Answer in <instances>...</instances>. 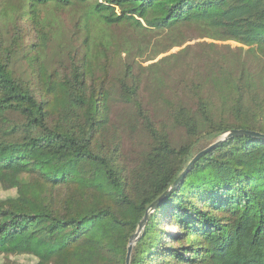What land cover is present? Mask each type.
<instances>
[{
	"label": "trees",
	"instance_id": "16d2710c",
	"mask_svg": "<svg viewBox=\"0 0 264 264\" xmlns=\"http://www.w3.org/2000/svg\"><path fill=\"white\" fill-rule=\"evenodd\" d=\"M116 27L142 47L163 33L150 59L190 31L209 40L161 59L184 82L169 125L142 109L129 60L109 78L121 64L109 56L133 46ZM115 100L133 105L149 141L135 158L106 137ZM232 129L264 134V0H0V187L15 191L0 198V254L125 264L167 192L129 264H264V139L227 137L183 172Z\"/></svg>",
	"mask_w": 264,
	"mask_h": 264
},
{
	"label": "rangeland",
	"instance_id": "374dc122",
	"mask_svg": "<svg viewBox=\"0 0 264 264\" xmlns=\"http://www.w3.org/2000/svg\"><path fill=\"white\" fill-rule=\"evenodd\" d=\"M112 31L115 37L117 36L119 39L123 38L133 46L109 56V63H114L116 61L121 63H116L115 67L110 71L109 78L117 80L121 77L122 63H127V60H129L133 65V72L139 74V81L137 82L138 100L141 103L142 109L147 112L154 122L166 121V124L169 125L170 119L167 103H175L178 99L185 96L183 87L184 82L180 74L182 70L178 67L172 68L174 64L173 58L167 62L166 59L163 61H161V59L166 58V54L168 53H176V51L188 44L194 47L196 46L194 44L209 40L206 38H197L195 37V32L190 31L188 35L191 36V39L188 42L182 44L180 47L172 48L167 53H161L154 59H150L149 57L152 55V51H150L152 48L151 45H153L157 37L161 36L163 33L150 37L148 43L142 47V41L127 34L128 31L125 30L124 27H116L113 28ZM28 41V37L25 36L23 38V44L25 45ZM226 43H230L232 47L236 46L233 42ZM164 45H166V42L159 47H163ZM196 50H198V47L195 48V51ZM15 67L18 72L21 71L20 67ZM155 72L158 76L157 79L160 78L161 84L155 79V77H157L155 76ZM22 76L24 79H29L30 77L27 73H23ZM115 96L117 97V94H115ZM111 109L112 127L108 130L106 137L108 139L116 137L119 140L123 159L135 158L143 149L147 148L149 143L148 139L141 131V118L135 113L132 104L121 100H115ZM115 129L116 132L112 136ZM169 135L175 145H180L186 141L183 129L169 128ZM199 146L202 145L199 144L198 147ZM126 162L129 163L131 160H126ZM14 194L15 191L13 189L4 190L0 187V198L12 196ZM160 225L163 227L164 232L176 230L175 227L171 226L168 220L161 219ZM34 261L35 259L32 256L26 254H0V264H29Z\"/></svg>",
	"mask_w": 264,
	"mask_h": 264
},
{
	"label": "water",
	"instance_id": "95a60500",
	"mask_svg": "<svg viewBox=\"0 0 264 264\" xmlns=\"http://www.w3.org/2000/svg\"><path fill=\"white\" fill-rule=\"evenodd\" d=\"M236 135H249V136H255L258 138H262L264 139V134L256 132V131H250V130H246V129H232L229 131L224 132L222 135H220L218 137V139L212 143L210 146L206 147L205 149L199 151L197 154L194 155V157L189 161L186 169L183 171L185 172L198 158L200 155H202L205 151H207L210 147L216 145L217 143H219L220 141L226 139L227 137L230 136H236ZM183 175V173H181L178 178L176 179V181L173 183V185L179 181V179L181 178V176ZM167 192H164L160 197H158V199H156L150 206L149 210L146 211V213L144 214L143 218L139 221L137 229L135 231V233H133L128 241V245H127V252H126V258H125V264H129L130 262V254H131V250H132V246L134 244V242L136 241V239L138 238L147 218L149 215V212L156 206V204L162 200Z\"/></svg>",
	"mask_w": 264,
	"mask_h": 264
}]
</instances>
